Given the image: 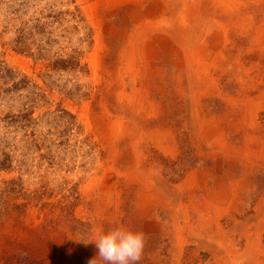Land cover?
I'll return each instance as SVG.
<instances>
[{"label":"rangeland","instance_id":"374dc122","mask_svg":"<svg viewBox=\"0 0 264 264\" xmlns=\"http://www.w3.org/2000/svg\"><path fill=\"white\" fill-rule=\"evenodd\" d=\"M233 1L0 0V264L117 225L139 264H264V0Z\"/></svg>","mask_w":264,"mask_h":264},{"label":"clouds","instance_id":"9594fccd","mask_svg":"<svg viewBox=\"0 0 264 264\" xmlns=\"http://www.w3.org/2000/svg\"><path fill=\"white\" fill-rule=\"evenodd\" d=\"M98 250L97 256L89 260L88 264H96L100 257L105 264H139L145 245V236L142 231L133 230L123 225H117L107 231L100 230L93 239Z\"/></svg>","mask_w":264,"mask_h":264},{"label":"bare ground","instance_id":"6f19581e","mask_svg":"<svg viewBox=\"0 0 264 264\" xmlns=\"http://www.w3.org/2000/svg\"><path fill=\"white\" fill-rule=\"evenodd\" d=\"M218 1H220V3L221 4H223L224 6H227V7H229L230 8V6L232 5H234V4H236V2L235 1H233V0H218ZM229 4H230V6H229ZM183 25V24H182ZM185 28V27H184ZM222 28V27H221ZM185 31V30H184ZM219 38V37H218ZM225 39V38H224ZM223 42V41H222ZM202 50H200V49H198V50H194V51H190V49H187L186 50V57H187V59L189 60V64L190 65H192V62L193 61H195L197 64H198V67H199V69H200V71H203V72H206L207 71V73H208V65L206 64V62H204V58L202 57V55H204L202 52H201ZM194 62V63H195ZM191 68H192V66H191ZM186 74V75H185ZM181 78H183L184 77V79H186V81L188 82V84H189V86L191 87V88H194V86H201L202 85V82L200 83V82H198V80H196V77H194V79H193V76H191V74L190 73H183V76H180ZM204 78V77H203ZM202 81V80H201ZM204 84V83H203ZM139 93V92H138ZM138 93H136L135 91L132 93V98L134 99V100H137V94ZM131 96V95H130ZM139 102H141V101H139ZM132 103V102H131ZM146 106V105H145ZM165 143H166V141H165ZM168 143V142H167ZM174 149V148H173ZM111 176V174L109 173L108 174V178ZM160 180V179H159ZM160 183H161V181H159ZM107 184L109 185V184H111V182H110V180H108L107 182H105V186H107ZM162 185H163V187L166 185H164V183H162ZM108 187V186H107ZM165 188L169 191V192H171L172 194H173V196H176V198H178L179 197V190L178 189H172V188H170L169 186L168 187H166L165 186ZM173 188H175V187H173ZM166 190V191H167ZM181 195V194H180ZM181 202V201H180ZM179 202V203H180ZM170 203V202H169ZM171 204V203H170ZM213 205V204H212ZM215 211H216V213L218 212V211H220V207H219V209L217 208V209H215ZM188 219V218H187ZM189 229V228H188ZM182 231V228H180V226H179V231ZM190 230H192V228H190ZM202 234H208V230L207 229H205L204 227L202 228ZM190 235L192 236L193 235V232H190ZM178 237L180 238V235H178ZM177 237V235H176V243L178 242V241H181L182 240V238H178ZM203 237V236H202ZM253 237V236H252ZM195 238V237H194ZM181 243V242H180ZM202 244H204L206 247L205 248H213V250H216L217 252H219V253H223L224 252V248H222V246L221 245H218V246H213L211 243H209V241H207V239L206 240H204L203 241V243ZM174 248H178V247H174ZM240 257V256H239ZM252 258V260L253 261H255L256 262V259H255V257H254V255H252L251 256ZM254 257V258H253ZM222 264H224V263H222Z\"/></svg>","mask_w":264,"mask_h":264},{"label":"trees","instance_id":"16d2710c","mask_svg":"<svg viewBox=\"0 0 264 264\" xmlns=\"http://www.w3.org/2000/svg\"><path fill=\"white\" fill-rule=\"evenodd\" d=\"M67 65L65 67L64 65V68H77L78 66V63L76 62L75 60V57H72L70 60L66 61Z\"/></svg>","mask_w":264,"mask_h":264}]
</instances>
